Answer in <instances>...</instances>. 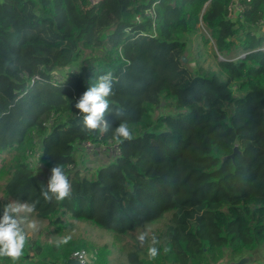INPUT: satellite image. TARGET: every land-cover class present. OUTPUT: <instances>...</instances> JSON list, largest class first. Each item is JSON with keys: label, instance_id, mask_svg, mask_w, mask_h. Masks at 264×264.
Here are the masks:
<instances>
[{"label": "trees", "instance_id": "16d2710c", "mask_svg": "<svg viewBox=\"0 0 264 264\" xmlns=\"http://www.w3.org/2000/svg\"><path fill=\"white\" fill-rule=\"evenodd\" d=\"M231 1L0 0V167L9 168L0 215L11 199L34 204L58 233L92 221L119 237L122 264H217L263 244L264 32L254 26L264 22V0L244 1L242 19L227 17ZM200 29L215 45L214 71L193 68L186 55ZM106 73L114 95L100 134L84 128L75 104ZM121 121L133 131L122 154L96 172L79 168L77 143L115 140ZM37 143L43 153L33 168L26 151ZM55 164L65 166L72 192L49 202L41 188ZM27 236L15 264H70L80 246ZM111 252L105 244L94 257L118 264Z\"/></svg>", "mask_w": 264, "mask_h": 264}, {"label": "rangeland", "instance_id": "374dc122", "mask_svg": "<svg viewBox=\"0 0 264 264\" xmlns=\"http://www.w3.org/2000/svg\"><path fill=\"white\" fill-rule=\"evenodd\" d=\"M242 19L240 16H236L234 19ZM241 21L236 22V26L241 30ZM255 29L264 32V22L256 24ZM204 29L198 30L190 38V42L187 45L186 55L191 59L193 68H202L203 70L214 71L216 66V48L214 42L210 39V36L206 33L205 37H209V41H206L203 36ZM84 56L80 57L78 61L70 65L67 69H63L60 72L65 76L67 71L75 70L79 67ZM188 61V58H187ZM109 152H88L82 150L77 146L75 152L76 164L81 169H90L91 172L104 165L109 159ZM11 159H9V163ZM1 166V165H0ZM9 174L8 167H0V197H4L3 184L6 182ZM10 201L15 204L17 201ZM21 203V202H18ZM23 219V225L26 233L29 236L40 239L42 242H55L61 243L63 240H74L80 246L77 249H85L90 253H95V249L103 245H108L111 249V257L118 264H122V260H117L122 255V245L113 232L98 227L95 223L88 220H79L75 225V229L70 232L58 233L51 229L48 225V221L40 219L34 213H21ZM162 221H158L154 227L160 228ZM34 225V227H33ZM64 243H61L63 245ZM75 249V250H77ZM117 257V258H116ZM237 261H243L245 264H264V243L259 245L256 249L246 252L240 257L230 259L225 257L217 264H232Z\"/></svg>", "mask_w": 264, "mask_h": 264}, {"label": "clouds", "instance_id": "9594fccd", "mask_svg": "<svg viewBox=\"0 0 264 264\" xmlns=\"http://www.w3.org/2000/svg\"><path fill=\"white\" fill-rule=\"evenodd\" d=\"M112 95H114L113 77L111 73H106L99 76L97 83L89 86L80 96L75 108L83 116V126L86 130L96 131L100 134L108 131L109 125L105 116L111 113L109 97ZM115 115H119V113ZM113 138L117 143L133 139V131L127 121H121L113 130ZM41 191L45 200L49 202L53 199L61 201L71 195L72 185L64 165L55 164L51 168L50 178L46 185L42 184ZM34 208V204L18 202L5 204L3 207L2 215H0V257L9 258L13 264L22 256L28 239L21 213H31ZM147 237L148 233L141 231L137 240L143 245ZM61 243L66 244L68 240H63ZM158 243L159 241L153 237L152 246L148 248L149 259L154 260L158 256L159 250L155 247Z\"/></svg>", "mask_w": 264, "mask_h": 264}, {"label": "built area", "instance_id": "2783aa9c", "mask_svg": "<svg viewBox=\"0 0 264 264\" xmlns=\"http://www.w3.org/2000/svg\"><path fill=\"white\" fill-rule=\"evenodd\" d=\"M93 4L98 3L100 0H91ZM244 1H250V0H232L229 7H228V13L227 17L230 19H234L236 16L243 17V14L245 12V2ZM145 15L149 16L150 18L154 19L156 16L155 7H148L145 10ZM136 18L138 20H141V16L137 15ZM263 21H260L259 23H262ZM38 78L35 77V79ZM64 75L61 72H56L53 75L52 82L53 83H60L63 81ZM52 118L49 123H51ZM77 146L80 147L84 151L88 152H109V156L112 157H118L122 154V148L119 143H117L113 139H108L107 141L98 140H82L77 143ZM43 149L40 143H37V145L33 146L32 148L27 149L26 155H27V163L33 167H39L40 166V159L42 157ZM39 165V166H38ZM69 259H75L78 260L80 264H100L96 258L94 257L93 253H90L89 251L85 249H77L73 250L71 253ZM20 264H31L29 262H21Z\"/></svg>", "mask_w": 264, "mask_h": 264}, {"label": "water", "instance_id": "95a60500", "mask_svg": "<svg viewBox=\"0 0 264 264\" xmlns=\"http://www.w3.org/2000/svg\"><path fill=\"white\" fill-rule=\"evenodd\" d=\"M183 61L184 62H187V57L186 56H183ZM238 151V146H235L234 148V152L230 154V157H234L235 156V153ZM68 262L70 264H80L78 260H75V259H69ZM232 264H245L243 263V261H237V262H234Z\"/></svg>", "mask_w": 264, "mask_h": 264}, {"label": "crops", "instance_id": "0c3cea01", "mask_svg": "<svg viewBox=\"0 0 264 264\" xmlns=\"http://www.w3.org/2000/svg\"><path fill=\"white\" fill-rule=\"evenodd\" d=\"M108 157H110V156H108ZM111 158V157H110Z\"/></svg>", "mask_w": 264, "mask_h": 264}]
</instances>
